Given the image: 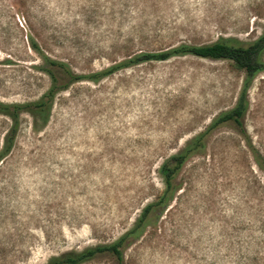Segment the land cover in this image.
Listing matches in <instances>:
<instances>
[{
	"label": "rangeland",
	"instance_id": "374dc122",
	"mask_svg": "<svg viewBox=\"0 0 264 264\" xmlns=\"http://www.w3.org/2000/svg\"><path fill=\"white\" fill-rule=\"evenodd\" d=\"M263 29L264 0H0V103L38 100L51 85L30 36L89 75L180 45L249 43ZM243 79L228 61L174 57L70 85L42 127L23 114L0 162V264L116 242L164 191L161 163L234 107ZM248 99L245 129L264 157V71ZM10 124L0 115V151ZM176 183L124 264H264V173L232 124L207 137Z\"/></svg>",
	"mask_w": 264,
	"mask_h": 264
},
{
	"label": "trees",
	"instance_id": "16d2710c",
	"mask_svg": "<svg viewBox=\"0 0 264 264\" xmlns=\"http://www.w3.org/2000/svg\"><path fill=\"white\" fill-rule=\"evenodd\" d=\"M29 45L33 51L40 54L43 62L40 71L49 77L51 85L38 100L22 104L0 103V115L7 117L11 122L0 151V162L14 146L20 117L23 114L31 116L35 128L46 125L50 119L56 96L74 83L81 81L98 83L121 68L145 62H163L187 55L214 61H228L235 69L244 74L242 87L234 107L219 114L205 131L190 138L176 154L161 163L158 172L165 187L164 191L155 202L149 203L143 208L128 232L110 245L89 248L82 252H66L51 258L49 264H83L100 254H110L116 258L118 264H124V248L142 237L161 211L165 209L166 212L179 190L176 180L181 169L190 158L205 150L207 137L223 125L232 124L237 132L245 138L255 164L264 173V157L252 144L244 125L249 108L248 91L256 76L264 71V29L257 39L249 43L228 38L203 46L180 45L158 53H140L108 69L89 75H79L66 63L52 60L42 52L34 36L29 37Z\"/></svg>",
	"mask_w": 264,
	"mask_h": 264
}]
</instances>
